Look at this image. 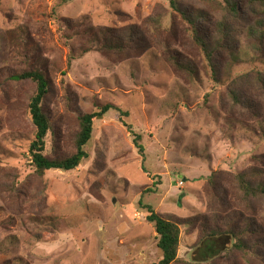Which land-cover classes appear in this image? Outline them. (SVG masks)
I'll list each match as a JSON object with an SVG mask.
<instances>
[{
	"label": "rangeland",
	"instance_id": "1",
	"mask_svg": "<svg viewBox=\"0 0 264 264\" xmlns=\"http://www.w3.org/2000/svg\"><path fill=\"white\" fill-rule=\"evenodd\" d=\"M229 2L179 1L211 65L169 0H0V264L156 263L143 206L179 225L174 264H264V199H243L236 181L264 183V3ZM130 27L142 35L130 49L97 50L103 32ZM170 53L197 77L176 70ZM35 69L48 81L49 159L74 153L81 114L106 104L124 113L94 122L77 168L42 178L28 151L36 86L11 78ZM202 223L232 227L248 249L203 262L217 250L194 248Z\"/></svg>",
	"mask_w": 264,
	"mask_h": 264
},
{
	"label": "trees",
	"instance_id": "2",
	"mask_svg": "<svg viewBox=\"0 0 264 264\" xmlns=\"http://www.w3.org/2000/svg\"><path fill=\"white\" fill-rule=\"evenodd\" d=\"M180 0H169L170 8L180 14L183 20L188 22L192 28L193 39L198 48L202 51L206 60L211 64V51L209 50L208 43L203 36L199 35L197 28L195 27V18L191 13H187L180 7ZM261 3H264L263 0ZM227 5L230 4L229 0H225ZM234 9V6H233ZM199 18V15H197ZM146 24L153 28H158V18L148 17ZM223 28V27H222ZM157 31L153 29L152 32ZM126 34L120 36H113L111 39L106 38L105 32L101 34L103 37L101 40L102 45L97 47L99 52L107 53H122L125 49H130L132 44L139 41L141 32L134 27H130L124 32ZM225 38V36H224ZM99 36L90 35L91 44L97 41ZM127 41V46L124 47V41ZM89 49H83L81 54L89 52ZM170 64L178 71L186 74L192 79L197 77L195 67L189 62L182 60L177 54H169ZM212 65V64H211ZM13 80H31L35 83L36 91L35 94L30 98L27 106L29 120L34 128V138L29 144V157L31 166L34 169V174L38 178H42L47 171L59 170L69 172L77 168L80 163L87 159L88 155L85 151V146L89 142L92 136L93 124L95 121L101 119L110 109L116 110L119 114L122 113L115 106L106 104L99 107L95 112L88 114H81L78 118V131L74 138V153L68 157L62 159H49L44 155L45 150V138L50 131V125L47 116L42 110V103L45 99L48 89V81L44 74L40 70H33L30 72L14 74L11 76ZM232 99L237 102V99L232 95ZM141 152V149H139ZM236 181L239 186L243 199L247 198H263L264 199V183L249 180L247 175L240 173L236 175ZM146 209L148 215L146 219L153 224L156 233V247L160 252L161 258L158 262L152 264H174L178 261L177 251L179 246V235L180 231L178 224L165 219L160 214H157L150 206H143ZM201 238L198 240L194 248L196 250L205 247V250H215L208 260L203 261L212 262L213 259L217 258L221 253H225L231 249L244 252L248 249L246 244L241 239L238 231H235L232 227H214L210 228L205 223L200 225Z\"/></svg>",
	"mask_w": 264,
	"mask_h": 264
}]
</instances>
